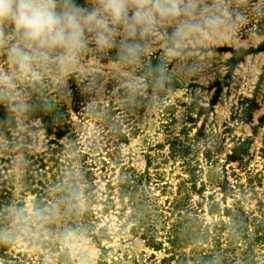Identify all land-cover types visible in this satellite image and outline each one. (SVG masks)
I'll return each mask as SVG.
<instances>
[{
  "label": "trees",
  "instance_id": "1",
  "mask_svg": "<svg viewBox=\"0 0 264 264\" xmlns=\"http://www.w3.org/2000/svg\"><path fill=\"white\" fill-rule=\"evenodd\" d=\"M77 3L93 6L91 0ZM213 6L214 0H196L191 15L159 19L145 34L138 29L128 35L117 25L111 46H100L86 30L83 50L115 62H143L161 24L191 21ZM10 37V44L18 42L8 30ZM124 44L137 45L136 55L127 56ZM12 66L22 79L13 76ZM37 67L39 78L19 72L0 48V75L5 77L0 82V264H52L19 252L16 244L57 251L64 236L88 234L97 223L104 224L98 229L103 239H110L108 218L113 216L161 258L125 255L112 264H264V195L259 192L264 147L252 164L253 140H241L225 158L218 193L207 195L204 184L199 188L197 139L188 134H166L168 160L174 164L169 172L163 170L166 158L147 157L144 170L127 161L123 147L136 136L137 118L150 104L141 92L123 90L117 101L103 105L97 102L94 80L76 75L62 87L55 80L60 67ZM239 106L237 120H246L257 103L244 99ZM20 117L26 120L25 132ZM32 122H39L46 138L41 152L31 149ZM94 206H102L101 212ZM110 252L104 249L103 257ZM56 264L74 263L65 254Z\"/></svg>",
  "mask_w": 264,
  "mask_h": 264
},
{
  "label": "rangeland",
  "instance_id": "2",
  "mask_svg": "<svg viewBox=\"0 0 264 264\" xmlns=\"http://www.w3.org/2000/svg\"><path fill=\"white\" fill-rule=\"evenodd\" d=\"M214 2L216 8H207L192 17L191 22L201 27L182 40L173 38L181 22L161 24V31L148 47L143 62H115L82 48L76 53L75 62L61 68L55 77L62 87H68L76 75L83 80H94L97 102L103 105L117 101L123 90L141 92L150 104L137 118L136 136L123 147L127 161L144 170L147 157L158 162L166 158L163 170L169 172L174 164L168 160L166 134L182 138L188 134L197 139L199 188L204 184L207 195L218 193L224 180L225 158L241 140H253L251 153L256 158L252 164L259 162V151L264 147V126H260L264 117V0ZM212 15L220 16L224 22L211 27L205 20ZM12 40L8 38L4 46L7 55ZM8 60H11L9 55ZM12 70L13 76L22 79L13 66ZM244 99H254L257 107L248 119L237 120L236 111L240 110L239 103ZM19 121L25 132L26 120L20 117ZM28 132L31 149L44 150L46 138L39 122H32ZM175 172L178 174L180 168ZM99 185L103 192V182ZM259 192L264 195V188ZM93 208L97 213L102 210V206ZM108 219L110 239H103L98 229L104 224L97 223L98 229L88 234L78 232L64 236L57 251L43 250L21 241L15 248L52 264L65 254L74 264H103L105 261L112 264L120 256L142 253L161 258L129 227H120L117 218ZM104 249L112 252L103 257Z\"/></svg>",
  "mask_w": 264,
  "mask_h": 264
},
{
  "label": "clouds",
  "instance_id": "3",
  "mask_svg": "<svg viewBox=\"0 0 264 264\" xmlns=\"http://www.w3.org/2000/svg\"><path fill=\"white\" fill-rule=\"evenodd\" d=\"M84 7L77 0H0V48L8 44V30L18 42L8 47L9 58L21 73L39 78L37 65L48 63L66 68L76 60L85 46V31L95 34L100 46H111L117 25L128 35L152 31L159 19L191 15L196 0H91ZM205 22L213 28L224 21L212 15ZM200 25L181 21L173 38L184 39L198 31ZM125 54L135 56L138 46L124 44ZM4 76L0 75V82ZM4 91L0 89V96Z\"/></svg>",
  "mask_w": 264,
  "mask_h": 264
}]
</instances>
